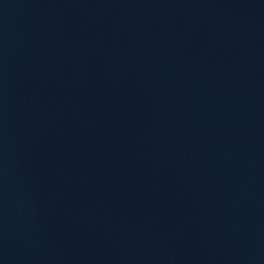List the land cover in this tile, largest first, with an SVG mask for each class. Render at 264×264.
Here are the masks:
<instances>
[{
	"label": "water",
	"instance_id": "obj_1",
	"mask_svg": "<svg viewBox=\"0 0 264 264\" xmlns=\"http://www.w3.org/2000/svg\"><path fill=\"white\" fill-rule=\"evenodd\" d=\"M0 264H264V0H0Z\"/></svg>",
	"mask_w": 264,
	"mask_h": 264
}]
</instances>
